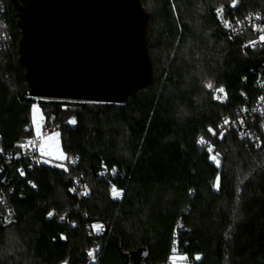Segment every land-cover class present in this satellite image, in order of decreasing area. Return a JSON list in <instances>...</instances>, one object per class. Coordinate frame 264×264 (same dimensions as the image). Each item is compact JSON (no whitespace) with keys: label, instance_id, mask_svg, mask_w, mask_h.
Instances as JSON below:
<instances>
[{"label":"trees","instance_id":"obj_1","mask_svg":"<svg viewBox=\"0 0 264 264\" xmlns=\"http://www.w3.org/2000/svg\"><path fill=\"white\" fill-rule=\"evenodd\" d=\"M140 1L150 83L123 103H107L28 96L16 9L0 0V25L12 37L0 50V150L32 134L36 100L43 130L56 128L62 149L77 157L68 170L35 166L26 173L34 187L5 168L14 217L0 223V264H132L137 254L138 264H163L173 253L189 264H264V134L255 148L217 127L254 97L264 62V47L248 45L250 30L229 36L218 9L225 18L264 12V0ZM102 164L122 190L118 200L108 197ZM73 174L82 175L87 195L69 191ZM49 211L67 216L58 221ZM95 222L104 231L88 233Z\"/></svg>","mask_w":264,"mask_h":264},{"label":"water","instance_id":"obj_2","mask_svg":"<svg viewBox=\"0 0 264 264\" xmlns=\"http://www.w3.org/2000/svg\"><path fill=\"white\" fill-rule=\"evenodd\" d=\"M12 2L28 96L123 103L149 85L148 13L140 0Z\"/></svg>","mask_w":264,"mask_h":264},{"label":"built area","instance_id":"obj_3","mask_svg":"<svg viewBox=\"0 0 264 264\" xmlns=\"http://www.w3.org/2000/svg\"><path fill=\"white\" fill-rule=\"evenodd\" d=\"M220 24L222 29L231 37L251 32L254 35L248 42L250 48H262L264 47V41H260V36L264 32V12L262 11H249L243 14H235L230 18H225L221 9H218ZM12 37L9 33L0 35V50L5 49L10 45ZM251 42H256L253 46ZM256 76L254 80L255 95L248 102L243 103L234 111L223 115L218 123V129L221 132L234 131L236 136L250 143L253 147L258 148L262 144L261 134H264V62L255 71ZM38 100V98H35ZM225 121H228L225 124ZM242 121V122H241ZM53 136L48 135L45 132H35L20 141L14 143L13 148L9 151L0 150V223L8 224L13 221L14 212L12 206L7 201V193L3 189L2 183L6 180V175L3 173L5 168L9 170L13 167L17 172L20 179L24 180L26 185L34 187L31 179L26 178V173L31 171L35 166L51 165L68 170L72 167L77 157L66 153L59 141V137L55 136L54 140H48L47 138ZM58 139V140H57ZM47 141L46 153L41 154L40 147ZM200 147L208 150L211 147L210 143L199 142ZM23 173V174H22ZM100 174L105 178L110 185L108 197L111 200H118L121 198H114L112 195V189L115 187L108 179V171L104 164L101 165ZM116 188V187H115ZM116 190L122 193L121 189ZM11 188L8 192H12ZM69 191L76 195L77 198L83 197L88 194V190L85 188L83 177L81 174H73L71 176V185ZM51 213V215H50ZM47 217H55L58 221H64L67 216L66 212L56 214L53 211H49L46 214ZM102 226L99 230H96L94 226ZM88 233L100 234L104 231V225L98 222L92 223L86 227ZM95 253V249L91 248L89 253ZM94 255L90 256L93 259ZM169 256L163 264H172V260Z\"/></svg>","mask_w":264,"mask_h":264},{"label":"rangeland","instance_id":"obj_4","mask_svg":"<svg viewBox=\"0 0 264 264\" xmlns=\"http://www.w3.org/2000/svg\"><path fill=\"white\" fill-rule=\"evenodd\" d=\"M6 31L7 30H5V28L0 25V33L3 32V34H5ZM0 35H2V34H0ZM1 62H2V56H0V63ZM215 92L217 94H220L217 91H215ZM29 116H30V123L32 125L33 130L35 132H37V128L39 127V132H42V133L45 132L43 130V123H44L45 116H44L41 108L38 106V101L35 100V102L31 105ZM46 132L48 133V135H53V136L55 135V136L59 137V132L56 128L55 129H49ZM84 184H85V188L88 190L89 189L88 185L86 183H84ZM173 257H176L175 261L173 260ZM180 257H184L185 259L181 260V259H179ZM170 258L172 260V264H189L186 257L183 255L180 256L179 254L173 253Z\"/></svg>","mask_w":264,"mask_h":264},{"label":"snow or ice","instance_id":"obj_5","mask_svg":"<svg viewBox=\"0 0 264 264\" xmlns=\"http://www.w3.org/2000/svg\"><path fill=\"white\" fill-rule=\"evenodd\" d=\"M233 6H235V4H233ZM218 11H220V10H218ZM260 41H264V32H262V34H261V36H260ZM251 43H252V45L254 46L256 42H251ZM207 87L212 88L211 83H209V84L207 85ZM216 91H217L218 93H224V89H223V88L216 89ZM224 98H226V95L223 96V97H221V96H217V99H224ZM73 122H74V121H73ZM241 122H242V121H241ZM227 123H228V121H225V124H227ZM209 131H212V130L209 129ZM37 133L39 134V127L37 128ZM213 134H215V133H213ZM57 135H58V134H57ZM221 138H223V133H221ZM47 139H48V140H54L55 137H54V136H50V137H48ZM200 142H201L202 144L205 143V141L203 140V138H201V141H200ZM46 146H47V141L45 142L44 145H41V147H40V150H41V154H42V155H44V154H50V153H46V151H45ZM209 151H210V152L212 151V148H211V147H209ZM218 155H219V154H216V155L212 156L211 158H212L214 161H216L217 164L219 165ZM113 171H115V170L113 169ZM22 174H23V173H22ZM216 186H217V187L219 186V177L217 178V184H216ZM112 195H113L114 198H119V197L122 195V193H121L120 191L116 190L115 187H113V189H112ZM50 215H51V213H50ZM101 227H102V226H100V225H96V226H94V228H95L96 230H99ZM173 251L175 252V249H174ZM89 255L92 256V255H94V253L90 252ZM175 259H176V257H173V260H174V261H175ZM179 259L183 260V259H185V258H184V257H180ZM196 259H199V257H196Z\"/></svg>","mask_w":264,"mask_h":264},{"label":"crops","instance_id":"obj_6","mask_svg":"<svg viewBox=\"0 0 264 264\" xmlns=\"http://www.w3.org/2000/svg\"><path fill=\"white\" fill-rule=\"evenodd\" d=\"M181 256V255H180Z\"/></svg>","mask_w":264,"mask_h":264}]
</instances>
